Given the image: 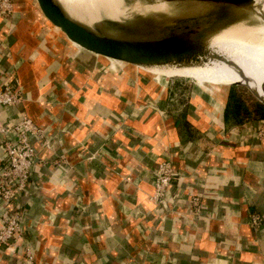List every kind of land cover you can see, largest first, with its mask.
Returning <instances> with one entry per match:
<instances>
[{"label": "crops", "instance_id": "0c3cea01", "mask_svg": "<svg viewBox=\"0 0 264 264\" xmlns=\"http://www.w3.org/2000/svg\"><path fill=\"white\" fill-rule=\"evenodd\" d=\"M0 47V72L23 92L0 123L24 111L52 147L34 143L22 238L0 246V264H25L27 245L38 264H264V120L225 119L230 79L178 73L187 85L117 65L71 42L36 0L0 18ZM162 160L175 175L157 202Z\"/></svg>", "mask_w": 264, "mask_h": 264}, {"label": "water", "instance_id": "95a60500", "mask_svg": "<svg viewBox=\"0 0 264 264\" xmlns=\"http://www.w3.org/2000/svg\"><path fill=\"white\" fill-rule=\"evenodd\" d=\"M154 1L156 4L162 2L164 7L180 3L189 8L175 16L161 19L152 28L154 36L145 39L118 38L105 34L99 28L100 23H95L92 28L87 27L75 16L66 13L58 0H36V3L45 18L83 50L142 68L225 65L245 79V82H234L229 86H245L264 105V79L261 91L257 85L251 87L249 81L252 80L243 68L232 58L212 49L209 44L218 30L223 29L218 27L237 22L219 6L246 12L253 6L254 0ZM263 3L264 0H260L256 9L264 22Z\"/></svg>", "mask_w": 264, "mask_h": 264}, {"label": "built area", "instance_id": "2783aa9c", "mask_svg": "<svg viewBox=\"0 0 264 264\" xmlns=\"http://www.w3.org/2000/svg\"><path fill=\"white\" fill-rule=\"evenodd\" d=\"M15 0H0V18L8 23L14 12ZM1 48V47H0ZM23 92L10 73L0 72V106L9 108L21 104ZM11 124L0 123V144L4 156L0 162V201L4 207V213L0 218V246H13L22 238L23 233V209L21 199L28 189L32 175L37 151L35 141H41L51 147L45 133L24 112L18 114ZM260 138L264 137V127L258 132ZM175 175V170L168 160L158 163L154 176L153 199L161 202ZM195 210L200 207V199H191ZM259 215L252 216V223L261 222ZM25 264H38L29 245L24 247Z\"/></svg>", "mask_w": 264, "mask_h": 264}, {"label": "rangeland", "instance_id": "374dc122", "mask_svg": "<svg viewBox=\"0 0 264 264\" xmlns=\"http://www.w3.org/2000/svg\"><path fill=\"white\" fill-rule=\"evenodd\" d=\"M81 4L83 14L80 16H75L80 23L87 27H93L95 23H100V30L108 35L118 37V38H127V39H145L150 38L153 35L152 28L156 23H158L161 19L175 16L182 11L187 10L189 7L180 4V3H171L165 6L160 10H154V5L156 2L154 0H116L118 4V8L122 11L120 14L116 16H110L106 13V8L103 0H78ZM224 10L226 6H219ZM94 11L96 14V18H94L92 23H88L87 13ZM244 17L243 18H251L255 25H264V22L258 17L249 12L242 11ZM231 23V22H230ZM247 23V22H246ZM219 29L222 27H218ZM219 31V32H218ZM214 36V41L219 42L222 37L220 34V30H218ZM254 41L259 38L260 33L255 34ZM253 36V35H252ZM120 66H125L124 63L117 64ZM126 67V66H125ZM141 71L144 72V69L139 67ZM146 73V71L144 72ZM151 74V73H150ZM152 75V74H151ZM153 76V75H152ZM178 78L180 80H186L187 85H195V81L191 78L172 76L170 79ZM161 79H168L166 77H161ZM233 86H242L243 85H233ZM231 87L229 85L226 86L225 93L228 88ZM247 89V88H246ZM248 90V89H247ZM249 91V90H248ZM250 92V91H249ZM252 95V94H251Z\"/></svg>", "mask_w": 264, "mask_h": 264}, {"label": "bare ground", "instance_id": "6f19581e", "mask_svg": "<svg viewBox=\"0 0 264 264\" xmlns=\"http://www.w3.org/2000/svg\"><path fill=\"white\" fill-rule=\"evenodd\" d=\"M59 1V0H58ZM260 0H254L252 3L253 6L250 7L247 11L255 16H258L257 13V7ZM60 2V1H59ZM80 1H76L77 5L81 8L80 11H78L74 16H80L83 14L84 9H82ZM106 13L110 16H116L120 14L122 11L118 8V4L116 0H103ZM154 10H160L164 8V4L157 3L154 6ZM263 10H264V3H263ZM87 13V22H93L94 18H96V14L94 11L86 12ZM259 17V16H258ZM236 23L230 24V22L227 25H224L222 30H220L221 38L220 41H214L213 37L210 39L209 44L212 49H215L216 51L223 53L224 55L232 58L236 63H238L243 70L245 71L247 77H250L252 81H249V85L251 87H255L257 85V88L259 91H261V82L264 79V25H255L252 21V19H237ZM247 22V23H246ZM240 27L243 34H245L247 31L250 32L251 37V43L246 45V50L235 53L233 51L228 50L223 46V42L226 38L227 32L233 30L235 27ZM260 33L259 38H257L256 41H254L255 34ZM253 35V36H252ZM142 68V67H141ZM147 70L162 72V73H176L174 76L179 77H185V78H191L193 77L179 75L180 72H193V73H209V74H217L223 77H226L230 80L236 79L235 81H232L230 84L234 82H245V79L239 75L234 69L229 68L228 66L221 65V64H214L212 66L205 65L201 67L192 66V67H150V68H143Z\"/></svg>", "mask_w": 264, "mask_h": 264}, {"label": "trees", "instance_id": "16d2710c", "mask_svg": "<svg viewBox=\"0 0 264 264\" xmlns=\"http://www.w3.org/2000/svg\"><path fill=\"white\" fill-rule=\"evenodd\" d=\"M225 12L234 17L235 20L251 19L243 18L244 15L241 10L238 11L226 7ZM251 42L250 32L247 31L243 34L241 28L238 26L227 32L223 46L230 51L240 53L246 50V45ZM235 80L232 79L231 82ZM225 119H234L238 122L248 119L264 120V105L251 95L246 88L242 86H231L225 106Z\"/></svg>", "mask_w": 264, "mask_h": 264}]
</instances>
